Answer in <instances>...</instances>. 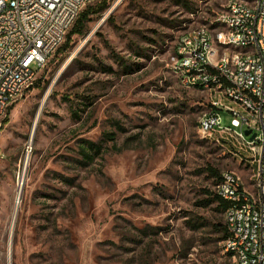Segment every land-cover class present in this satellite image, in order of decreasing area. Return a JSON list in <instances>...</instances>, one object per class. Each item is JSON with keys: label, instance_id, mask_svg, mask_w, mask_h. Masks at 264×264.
<instances>
[{"label": "rangeland", "instance_id": "obj_1", "mask_svg": "<svg viewBox=\"0 0 264 264\" xmlns=\"http://www.w3.org/2000/svg\"><path fill=\"white\" fill-rule=\"evenodd\" d=\"M107 1L0 130V264H223L225 211L207 168L256 194L257 161L200 130L209 96L170 65L182 34L221 25L228 0ZM84 138L102 146L91 161Z\"/></svg>", "mask_w": 264, "mask_h": 264}, {"label": "built area", "instance_id": "obj_2", "mask_svg": "<svg viewBox=\"0 0 264 264\" xmlns=\"http://www.w3.org/2000/svg\"><path fill=\"white\" fill-rule=\"evenodd\" d=\"M97 1L0 0V130L28 89L23 81L34 84L81 12ZM217 18L232 20L233 30L202 25L186 31L178 41L184 58L175 57L170 67L178 76L181 64H188L181 84L209 96L200 130L231 135L253 152L256 194L233 171L222 173L215 192L232 202L225 211L223 264H264V0H228ZM224 113L230 125L223 123Z\"/></svg>", "mask_w": 264, "mask_h": 264}, {"label": "trees", "instance_id": "obj_3", "mask_svg": "<svg viewBox=\"0 0 264 264\" xmlns=\"http://www.w3.org/2000/svg\"><path fill=\"white\" fill-rule=\"evenodd\" d=\"M97 7L99 8V10L95 9L94 6H92V5H88L87 8H85L81 12L79 18L77 19V21L75 22V24L73 26V30H72L73 33H83L84 29L87 26L88 21L91 18L92 12L93 11L101 12V11L105 10L108 7V1L107 0H101V2L97 5ZM71 35H72V33H69L66 41L58 48L59 52H64L70 47ZM8 121H9V117L6 118L5 123H7ZM113 135L114 134L108 135V137L110 139L114 140L115 136H113ZM82 142L83 143L80 144V152H81L85 161L93 160L95 155L98 154L102 150V146L99 142H96V141L90 140V139H85V138L82 139ZM207 169H208L211 176L216 177L217 183L222 180L223 175H222V172H220V170L218 168H215L213 166H208ZM212 201H216L218 203L219 209H221L222 211H226L232 205L231 201L222 198L216 192L214 193V197H213ZM220 231H222V234H223L222 239L223 240L229 236V230H228V227L226 224H223L221 226Z\"/></svg>", "mask_w": 264, "mask_h": 264}, {"label": "bare ground", "instance_id": "obj_4", "mask_svg": "<svg viewBox=\"0 0 264 264\" xmlns=\"http://www.w3.org/2000/svg\"><path fill=\"white\" fill-rule=\"evenodd\" d=\"M218 20L222 25V29L233 30L232 20H226V18H218ZM175 57L184 58V50L182 49V43L180 42H178L177 44ZM187 73H188V64H181V71L180 74H178L181 83H184V81H186ZM28 87H30V81H23V88H28ZM199 88H206V81H199Z\"/></svg>", "mask_w": 264, "mask_h": 264}, {"label": "water", "instance_id": "obj_5", "mask_svg": "<svg viewBox=\"0 0 264 264\" xmlns=\"http://www.w3.org/2000/svg\"><path fill=\"white\" fill-rule=\"evenodd\" d=\"M250 132H251L250 129H247V130H246V134H250ZM254 137H255V134L251 135V138H254ZM22 189H23V180H22L21 183H20V192L22 191ZM20 197H21V195H19L18 200L20 199Z\"/></svg>", "mask_w": 264, "mask_h": 264}]
</instances>
